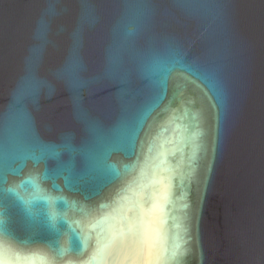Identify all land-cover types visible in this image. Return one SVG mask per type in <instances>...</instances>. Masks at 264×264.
I'll list each match as a JSON object with an SVG mask.
<instances>
[{
  "label": "water",
  "instance_id": "water-1",
  "mask_svg": "<svg viewBox=\"0 0 264 264\" xmlns=\"http://www.w3.org/2000/svg\"><path fill=\"white\" fill-rule=\"evenodd\" d=\"M116 212L264 264V0H0V264H136Z\"/></svg>",
  "mask_w": 264,
  "mask_h": 264
},
{
  "label": "snow or ice",
  "instance_id": "snow-or-ice-1",
  "mask_svg": "<svg viewBox=\"0 0 264 264\" xmlns=\"http://www.w3.org/2000/svg\"><path fill=\"white\" fill-rule=\"evenodd\" d=\"M158 183L159 181L157 180L152 181V184ZM161 200L167 201V194L159 197L154 202V210L163 211L167 207L166 203H160ZM134 210L135 207L128 209V211ZM117 221L121 225L119 231H116ZM102 223L112 228L114 240H132V238H136L132 249L136 264H140V261L145 258H147L149 264H179V259L183 255L180 251L181 245L177 244L171 235H166L156 228H147V221L143 216L135 221L128 222L126 216L119 215V212H116L111 216L105 217ZM125 223H127V227H123ZM154 250L156 255L153 259Z\"/></svg>",
  "mask_w": 264,
  "mask_h": 264
}]
</instances>
